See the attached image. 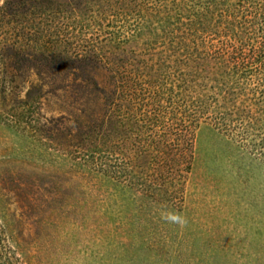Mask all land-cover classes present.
<instances>
[{"label": "trees", "instance_id": "16d2710c", "mask_svg": "<svg viewBox=\"0 0 264 264\" xmlns=\"http://www.w3.org/2000/svg\"><path fill=\"white\" fill-rule=\"evenodd\" d=\"M20 67L41 75L29 108L59 101L34 131L56 125L80 173L154 192L202 122L264 142V0H0V73ZM21 87L0 82V100ZM7 248L0 228L16 264Z\"/></svg>", "mask_w": 264, "mask_h": 264}, {"label": "rangeland", "instance_id": "374dc122", "mask_svg": "<svg viewBox=\"0 0 264 264\" xmlns=\"http://www.w3.org/2000/svg\"><path fill=\"white\" fill-rule=\"evenodd\" d=\"M15 72L0 73V82L22 86L0 100V228L16 264H264L261 139L236 140L202 122L192 155L173 161L166 182L147 192L80 173L50 141L61 138L56 125L33 129V113L56 119L59 101L46 95L41 114L29 108L41 75ZM51 74L42 78H66ZM168 212L186 225L165 220Z\"/></svg>", "mask_w": 264, "mask_h": 264}, {"label": "clouds", "instance_id": "9594fccd", "mask_svg": "<svg viewBox=\"0 0 264 264\" xmlns=\"http://www.w3.org/2000/svg\"><path fill=\"white\" fill-rule=\"evenodd\" d=\"M162 217L170 223H177L181 227L185 226L187 221L186 219L179 213L176 212H168L166 214L162 213Z\"/></svg>", "mask_w": 264, "mask_h": 264}]
</instances>
